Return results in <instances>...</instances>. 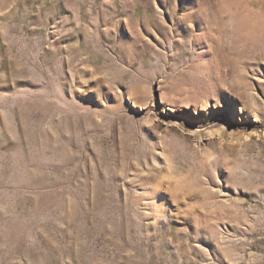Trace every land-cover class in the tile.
I'll list each match as a JSON object with an SVG mask.
<instances>
[{
	"label": "rangeland",
	"instance_id": "obj_1",
	"mask_svg": "<svg viewBox=\"0 0 264 264\" xmlns=\"http://www.w3.org/2000/svg\"><path fill=\"white\" fill-rule=\"evenodd\" d=\"M0 264H264V0H0Z\"/></svg>",
	"mask_w": 264,
	"mask_h": 264
}]
</instances>
